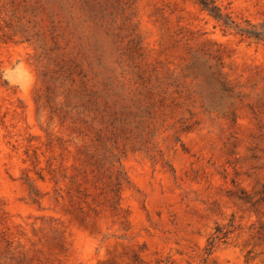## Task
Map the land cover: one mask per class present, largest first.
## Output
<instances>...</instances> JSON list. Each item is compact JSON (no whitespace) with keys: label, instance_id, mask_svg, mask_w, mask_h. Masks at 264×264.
<instances>
[{"label":"rangeland","instance_id":"1","mask_svg":"<svg viewBox=\"0 0 264 264\" xmlns=\"http://www.w3.org/2000/svg\"><path fill=\"white\" fill-rule=\"evenodd\" d=\"M212 1L0 0V264H264V0Z\"/></svg>","mask_w":264,"mask_h":264},{"label":"trees","instance_id":"2","mask_svg":"<svg viewBox=\"0 0 264 264\" xmlns=\"http://www.w3.org/2000/svg\"><path fill=\"white\" fill-rule=\"evenodd\" d=\"M200 4L203 6L205 10H207L212 16H214L217 20L222 21L223 25L227 27L234 26L237 28V24L231 19L230 15L224 14L219 6H217L212 0H200ZM241 33H246L250 35L257 36V33L254 31H249L245 29H240ZM212 244V243H211Z\"/></svg>","mask_w":264,"mask_h":264}]
</instances>
